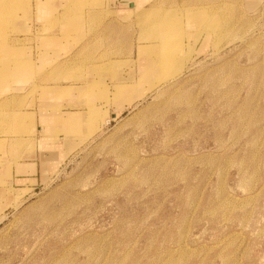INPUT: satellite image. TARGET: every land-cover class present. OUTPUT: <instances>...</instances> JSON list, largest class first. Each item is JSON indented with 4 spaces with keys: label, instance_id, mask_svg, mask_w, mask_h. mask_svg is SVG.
<instances>
[{
    "label": "rangeland",
    "instance_id": "obj_1",
    "mask_svg": "<svg viewBox=\"0 0 264 264\" xmlns=\"http://www.w3.org/2000/svg\"><path fill=\"white\" fill-rule=\"evenodd\" d=\"M102 1L35 0L33 25L0 0V48L43 25L61 49L63 87L18 107L74 115L59 167H0V264H264V0ZM24 117L0 120L2 150L33 149Z\"/></svg>",
    "mask_w": 264,
    "mask_h": 264
},
{
    "label": "crops",
    "instance_id": "obj_2",
    "mask_svg": "<svg viewBox=\"0 0 264 264\" xmlns=\"http://www.w3.org/2000/svg\"><path fill=\"white\" fill-rule=\"evenodd\" d=\"M158 1L159 0H154L155 7L158 5ZM30 2L34 11H31L30 21L27 22L33 25L48 23V19H43L41 23H37V11L35 10V6L38 3L35 2V0H30ZM40 3L43 4L44 2L40 0ZM61 4L65 3L63 2ZM61 4H59V6ZM124 5L130 10L135 9V5L129 0H104L99 6H101V11H106V8H114L117 9V12H126L123 8ZM61 6L63 7V5ZM58 12L57 19L60 24H74L78 22V20L80 21L78 17V19L76 17H67L65 14H62L61 11ZM52 38L58 39V37L45 34L43 25H40V27H33V32L30 37L23 38L25 39V47L19 46V43L21 44L19 40L23 41V39L11 36L7 40L6 45L0 48V120L11 118L13 114L17 115L20 111V113L25 116V125L27 124L30 126L31 123H33L35 126L37 123L36 127H39L37 130L38 135L32 139L33 149H30L28 152L24 153L23 151L14 149V145H16L18 141L16 136H10L8 139L9 143L7 142L8 144H6L5 148L3 150L0 148V158L1 152H5V158L1 159L0 167H10L13 169L12 175L16 176V178L20 175L21 181L27 179L28 175H32L34 170L37 174L43 175V173H46L45 175H47L52 169L59 167L65 159L67 148L65 147L64 141H59L61 133H59L56 140L51 138L50 133L61 129L65 131L74 129V115L67 117V119H62V121L54 115L55 122L53 124L50 123L49 116H46L48 112L47 109L43 110L46 115H39L38 104L35 107H31V105H35V98H33V96L26 99L24 103L18 107V102L21 103L23 101H21V98L27 93V89L33 81L38 83L41 87H63L57 79V74L61 70L62 64L54 65L49 68L50 63L53 61L52 57L61 55V49H58V51L45 49L48 47V44H50L47 43V41ZM19 52H22L26 59L19 60ZM31 52H37L36 56H39L36 63L33 62V59L30 63V59H28ZM56 93L59 94L60 91L56 90ZM39 120H42L46 125L39 126ZM44 120L47 122H44ZM40 144L43 145L42 150L39 149ZM17 171H20V174L17 175ZM36 179L37 178L34 180L36 181Z\"/></svg>",
    "mask_w": 264,
    "mask_h": 264
},
{
    "label": "bare ground",
    "instance_id": "obj_3",
    "mask_svg": "<svg viewBox=\"0 0 264 264\" xmlns=\"http://www.w3.org/2000/svg\"><path fill=\"white\" fill-rule=\"evenodd\" d=\"M160 79H161V78H160ZM154 84H155V83H154ZM122 90H123V89H122ZM122 90H121V91H122Z\"/></svg>",
    "mask_w": 264,
    "mask_h": 264
}]
</instances>
